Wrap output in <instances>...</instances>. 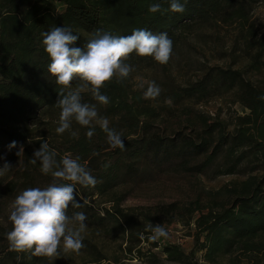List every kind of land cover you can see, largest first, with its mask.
<instances>
[{
	"label": "trees",
	"instance_id": "obj_1",
	"mask_svg": "<svg viewBox=\"0 0 264 264\" xmlns=\"http://www.w3.org/2000/svg\"><path fill=\"white\" fill-rule=\"evenodd\" d=\"M180 2L185 6L182 13L163 11L169 8L170 0H0V160L13 165L22 156L25 163H32L33 150H38L43 141L29 138L31 129L42 121L59 120L61 109L56 102L61 86L48 72L51 61L42 33L54 27H68L79 36L73 46L83 49L98 30L113 36H127L134 29H146L153 34L167 33L175 50L184 35L198 28L228 21L238 22L243 28L249 9L264 0ZM154 3L161 5L162 12L149 11ZM242 41L246 52L253 51L249 66L259 70L264 64V36L257 38L248 28ZM154 62L152 57L135 53L125 61L133 69ZM130 79L129 76L122 83L113 79L100 90L109 97L107 105L99 103L90 91L81 93L82 103L95 105L100 116L108 120L109 128L121 134L125 148L113 149L99 125L91 126L95 132L89 139L86 136L89 127L72 122V133L64 138V148L58 150L55 159L59 162L65 156L79 157L97 184L87 188L77 184L76 199L82 206H69L67 214L83 212L86 225L104 230L110 224L115 231L123 234L128 231L129 241L135 237L139 244L141 233L150 232L132 212L120 207L123 198L114 195V188L128 178L140 176L142 164L152 163L161 168L178 163L182 168L203 173L219 160L222 175L246 177L233 183L231 188H224L225 198L206 213L199 208L186 210L189 215L200 211L192 219L195 228L192 249L186 251L178 245L147 241L176 264H194L197 253L205 264L220 261L264 264V100L259 99L264 95V77L253 83L240 70L211 67L184 87L169 86L167 93L174 102L197 104L234 92L236 103L248 111L236 118L230 133L225 132L223 124H209L204 120L200 132L194 136L176 132L172 137L151 132L152 122L159 117L156 108L132 90ZM79 83L78 78L74 79L71 88L64 89L65 94ZM30 139L32 146H27ZM13 141L16 147L9 149ZM37 163L38 160L33 165ZM10 185L3 186L0 182V203L10 194ZM97 195H112L113 205L95 211L87 202H92V197ZM173 208L171 205L168 210ZM160 212L163 216L168 213L167 208H161ZM83 244L82 249L88 250L85 239ZM142 252L138 250V254ZM3 253L12 264H68L30 253L10 250ZM91 255L95 258L90 264H101L97 253L91 252Z\"/></svg>",
	"mask_w": 264,
	"mask_h": 264
},
{
	"label": "rangeland",
	"instance_id": "obj_2",
	"mask_svg": "<svg viewBox=\"0 0 264 264\" xmlns=\"http://www.w3.org/2000/svg\"><path fill=\"white\" fill-rule=\"evenodd\" d=\"M247 24L241 28L238 22L228 21L218 23L213 27L195 29L184 35L181 43L172 51L169 62L161 65L156 61L152 65H143L133 69L129 84L133 91L143 97L149 82H155L161 89L156 99H144L150 107L156 108L159 116L152 122L151 132L166 137H172L176 132L194 136L201 130V122L209 124L219 123L225 127V132H232L237 117L246 114L244 108L236 103L235 93L230 92L215 96L200 103L190 101L174 102L169 98V86L184 87L189 82H195L207 68L240 70L243 77L253 83L260 82L264 77V64L259 70L251 69L253 51H245L242 38L252 29L258 38L264 36V3L253 5L247 15ZM144 87L141 88L140 84ZM171 100V104L167 103ZM100 116V114H99ZM59 120L42 121L32 128L30 137L33 140L47 141L50 150L58 154L63 149L64 138L72 133V127L63 134H57ZM95 124V122L93 123ZM27 146L32 141L27 140ZM35 152V150H33ZM39 162V160H38ZM195 163V162H194ZM4 161L0 160V168ZM178 163L166 164L158 168L152 163L141 165V175L128 178L126 182L116 186L113 193L123 198L120 207L130 211L142 221L149 234L141 233L139 244L135 237L129 241V232L115 231L109 224L104 230L95 226L86 227L82 234L89 243L88 250L81 249L79 254L63 251L61 245L60 256L56 259L68 264H90L97 253L101 264H176L165 258L160 250L149 243L152 232L150 224L162 225L169 233L167 238H160L155 242L178 245L189 251L193 247L194 225L192 219L200 211L206 213L209 208L216 206L225 197L224 188H231L233 183L245 180V175H222L219 160L203 173H195L182 168ZM194 164H191V166ZM40 162L25 163L23 157L11 165V169L0 175L3 186L10 185V194L0 203V238H6L12 226L8 217L10 205L15 197L30 187H46L52 182L51 175H44L40 171ZM112 195L106 197L93 196L92 202H87L95 211L100 208H110L113 205ZM113 198H115L113 196ZM174 206L168 210L169 206ZM161 208H167V215L160 213ZM189 208H199L191 215L186 214ZM0 264H12L3 257V251L9 250L8 241H0ZM90 246V247H89ZM129 250L131 252H129ZM138 250H142L138 254ZM103 258V259H102ZM194 264H205L199 253L195 255ZM222 262V263H221ZM219 264H227L220 261Z\"/></svg>",
	"mask_w": 264,
	"mask_h": 264
},
{
	"label": "clouds",
	"instance_id": "obj_3",
	"mask_svg": "<svg viewBox=\"0 0 264 264\" xmlns=\"http://www.w3.org/2000/svg\"><path fill=\"white\" fill-rule=\"evenodd\" d=\"M184 10L185 6L180 0H170L169 8L163 11L182 13ZM149 11L162 12L161 5L154 3L150 5ZM41 35L51 61L48 72L56 78V84L61 86L56 102L61 109L57 134L69 130L75 121L80 126L89 127L86 136L90 139L95 132L94 127H91L95 122L106 133L110 146L123 150L125 142L121 134L109 128L108 120L99 116L95 105L82 103L81 93L90 91L99 103L107 105L109 97L101 94L100 90L113 79L122 83L130 76L133 68L125 63L130 55L135 53L141 57H152L157 63L165 65L172 56V40L167 33L153 34L146 29H134L127 36H113L98 30L82 49L73 46L79 36L68 27H54ZM77 78L80 81L78 86L65 94L64 89L71 88L73 80ZM140 87L143 88L144 84L141 83ZM160 93V87L154 81L149 82L143 98L156 99ZM259 99L264 100V95ZM167 103L170 105L171 100ZM13 147H16L15 141L9 145V149ZM55 157L56 153L50 150L47 141L34 152L32 163L39 160L40 171L44 175H51L53 179L46 187L23 190L11 203L8 219L12 230L6 233L10 251L54 260L60 256L61 245L65 253L76 254L84 247L82 234L87 227V217L83 212L69 216L67 210L69 206H82L76 199V185L95 187L97 180L79 162V157L65 156L59 162ZM10 169L11 165L5 163L0 168V175ZM149 228L153 241L169 235L160 224H150Z\"/></svg>",
	"mask_w": 264,
	"mask_h": 264
}]
</instances>
